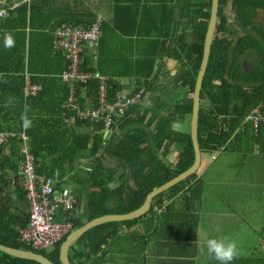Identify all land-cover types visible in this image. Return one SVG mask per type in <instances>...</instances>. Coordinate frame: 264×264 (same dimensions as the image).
Here are the masks:
<instances>
[{"label": "trees", "instance_id": "1", "mask_svg": "<svg viewBox=\"0 0 264 264\" xmlns=\"http://www.w3.org/2000/svg\"><path fill=\"white\" fill-rule=\"evenodd\" d=\"M123 1L115 0L118 9L124 8L121 4L137 3L139 0ZM79 2L80 0H29L28 4H21L11 12L8 19L0 20V132L17 134V137L10 138L7 147L1 149L0 182L17 171V162L22 159L18 135L24 132L28 150L34 158L35 174L62 180L67 173H71V179L77 181L74 182L75 185L83 188L85 199L82 209L79 210L74 202L73 209L64 211L62 218L58 217L71 222L70 230L93 217L106 213L123 214L136 209L153 188L178 176L192 165L193 152L188 128L177 130L174 125L189 124L191 94L203 55L211 7V0H184V14L182 10L178 12L179 0L168 1L173 10L171 22L179 23L184 17L190 29L188 34L191 40H187L182 31L177 39L178 46L170 54L174 60H179L177 55L181 53L184 60L182 71L176 80L158 83L159 75L154 71L155 62L163 56L166 49L171 50L163 47L164 42L158 38L157 50L143 53L144 61H140L139 65H146H142L143 70L140 68V72L143 73L135 81L137 89L144 87L147 90L148 103L141 111L137 106H132L112 127L113 136L109 138L112 142L108 143L103 142L104 129L98 123L74 120L67 126L62 121L61 104L68 89L61 83L59 75L65 62L58 53H53L51 59L49 57L52 51V33L62 23L88 26L99 15L102 17V30L114 27L120 33L132 36L139 33L137 30L142 20L137 13L127 20L133 21L132 27L129 26V30L122 29L118 22L124 20H118V13L112 21L93 2L87 0L86 8L79 5ZM227 2L228 0H219L218 3L208 66L199 93L196 134L201 159L215 153H231L238 144H244L246 149L255 144L258 151H261L264 144V125L254 133L245 122L251 108L259 103L264 108V33L258 34L251 21L256 8L264 9V0H232V22H229L226 13ZM178 17H181L180 21ZM26 22L34 32L28 31L25 42L23 29ZM44 29L48 32H43ZM237 29H241V34H237ZM257 29L261 30V27L258 26ZM36 34L47 37V45L37 47L32 44V38ZM6 35L14 38V47H5ZM94 49L96 48H87L86 51L82 49L79 58L81 70L97 73L98 70L92 67L93 58L96 57ZM247 51L253 53V62L251 68L245 70L242 61ZM25 75L30 83L39 85L33 96L23 95ZM84 87L85 96L90 100L88 105L92 107L98 98V80H90ZM121 88L120 84L111 83L109 99H114ZM25 112L32 121L31 127L27 129L23 127L21 119ZM172 154L176 157L169 163ZM102 155L116 160L118 166L114 170L104 166ZM77 160L85 161L81 167H77ZM126 170L131 174L134 187L122 196V190L119 187L110 188L109 183L119 178L124 179ZM195 174L155 195L154 202L146 213L166 193L170 196L168 198H173L182 191L180 195L183 196V202L195 204L203 190L201 181L194 180ZM191 180L194 181L190 183ZM185 185V190H182ZM0 188H5V191L10 189L11 178L5 186L0 184ZM15 192H20L18 202L25 200V192L20 185ZM114 200L119 202L115 203ZM110 203L114 205L110 206ZM187 205L184 203L186 209ZM10 208L9 204L4 203L0 209V243L32 250L59 264L58 247L66 234L48 250L33 249L19 240V229L25 226L28 213L27 218H24L23 215L9 213ZM143 216L130 220L106 221L89 228L70 245V263L105 264L101 245L105 244L106 238L117 232L122 225H130ZM243 263L244 259L241 257L231 262ZM0 264L37 263L0 252ZM207 264L219 262L211 256Z\"/></svg>", "mask_w": 264, "mask_h": 264}, {"label": "crops", "instance_id": "2", "mask_svg": "<svg viewBox=\"0 0 264 264\" xmlns=\"http://www.w3.org/2000/svg\"><path fill=\"white\" fill-rule=\"evenodd\" d=\"M8 1L11 0H0V3H5ZM70 1L73 0H66V2ZM88 1H91L96 4V6L100 7L102 10L101 13H103L104 16L108 17L112 21L114 20L113 17H115V14L118 13V20H124L123 22H118L122 29L124 28L129 30V26L132 27L133 21L131 20L130 22H127V20H130V18H132L133 15L137 13L139 16H141L140 19L142 20L137 30L139 33L136 35H124L120 33L118 29H114V27L111 26L110 27L112 29L107 28L106 31L102 30L101 39L99 40L96 49L93 51L94 54H96V57L93 58L92 67L93 69L98 70L97 74H100V72L102 73L100 75L98 74L99 76L110 79V81L107 83L108 95L110 93L111 83H118L120 86H122L121 90L116 94L132 93L137 89L135 81L139 80V74L142 72H140V68L143 70L142 65H146L145 63H141L139 65V62L144 61L143 53H151L155 49L157 50L159 45V42H157L158 38L162 39V42H164L163 47L171 49L170 51L166 49L163 53V56L155 62L156 66L154 71L155 74L157 73L159 75L158 83H165L167 81L171 82L177 79L178 75L182 71L183 67L181 68V66H183L184 60L181 58V53H178L177 55L180 58L179 60H174L170 54L173 53V49L178 46L177 39L179 38V35L182 34V31H184L183 36L186 37L187 40H191V37L188 34L190 29L188 24H186L184 17L179 23L171 22L173 10L170 6L171 2H168L169 0H139L137 3L130 2V4H121L120 6L124 7L122 9H118V4L115 3V0ZM28 2L29 0L25 4H28ZM231 4L232 0H228L226 6L228 19L230 13L233 15ZM79 5H84L86 8L87 0H80ZM178 5V12L180 13L182 10V12L185 14L183 9L184 0H179ZM127 7H129L128 10H124ZM137 8H139V11H137ZM11 12L9 13L8 17L1 18L0 20L3 21L8 19L11 15ZM178 18H180L178 19V21H180L181 17ZM33 22L36 23L35 21ZM24 28L25 29H23V32L26 42L28 31L32 33L34 32V29L27 26V22ZM166 28H168V30ZM165 29L167 30L166 32ZM43 32L47 33L48 30L44 29ZM46 40L47 37L44 35L39 36L36 34V37L33 36L32 38V44L37 45V47H39V45L42 46L43 44L47 45ZM87 48L89 47H82L84 51H86ZM52 56L53 53L51 51L49 54L50 59ZM138 65L140 67H137ZM27 84L38 87L39 89V85L30 83L27 76L25 75L22 89L24 97H29L24 93V89ZM83 93L85 96V87L83 89ZM148 96L149 94L147 92L143 100L138 105H135L139 111H141L147 105ZM132 116L134 115L132 114ZM117 121H119V119ZM66 125L69 126L71 124ZM188 126L189 124L187 125L186 123H181L178 124V127L174 125V128L177 130H186ZM113 129L114 128H112L110 131H102V133H104V135H102L103 142H112L109 141V138L113 136ZM247 149L244 144H238L236 150L231 153H215L213 155L204 157L201 160V165L198 167L194 180L201 181L203 190L206 189L208 185L216 188V186L219 184V186L222 187L227 193L232 186L233 190L231 191L233 195L238 197L239 194H241V189L250 187V183L252 182L251 171L253 169H257L258 173L259 170H264V167H261V163L263 161L260 160V158L264 159V144L261 148V151L260 149L258 151V147H256L255 144H252V147ZM97 157H99V155ZM175 157V154H172L169 158V163H172ZM222 158L225 159L224 164L219 166V161ZM101 159L104 166L113 170L119 164L116 160L106 155H102ZM256 160L257 167L261 168L253 167V163ZM84 161L77 160L75 166L81 167V165L84 164ZM19 162H17V166ZM16 172L9 175V178H11V188L6 191L5 188L4 190L0 188V209L1 206L6 203L11 206L9 213H16L20 216L23 215L24 218H27L28 206L26 199L22 200L21 202L17 201V197L20 192L16 193L15 190L19 185L22 187V180ZM71 177L72 174L67 173L62 180H57L54 178L51 179L53 180V184L56 189L67 188L71 191V194L74 197L75 205H77L80 210L82 209L81 205L85 199L84 191H82L83 188H81V186L75 185L74 182L76 180L73 181ZM9 178H5L2 182H0V184L5 186ZM123 178L124 179L122 180L119 178L113 183H109V187H119L122 190L121 195L125 196L126 192L134 187V181L132 180L129 170L125 171ZM194 180H191L190 183ZM185 188L186 185L182 188V190H185ZM203 190L201 196H199V200L196 201L195 204L193 202H183V196L180 195V192L182 191H179L176 195H174L173 198H168L170 196L168 193H166L156 203H154L153 209L150 212L144 213L143 217L130 225H122L119 227L117 232L106 238L105 244L101 245V249L104 250L105 254L103 257L105 264H207L212 255L208 252L206 241L210 238H222L225 235V227L222 225L223 220H221V223L220 217H225L224 220L233 223L234 227H238L244 218L235 211H215L214 209H209L208 218L204 220V216H202V205H204ZM248 192H251V190L249 189ZM228 196L230 197V194ZM247 200L252 201V196ZM113 202L117 203L119 200H114ZM152 202H154L153 199L151 204ZM184 203L188 204L186 206L187 209L185 208ZM112 205L114 204L110 203V206ZM73 207L74 206H72L71 209H73ZM71 209H60L56 215V218H62L61 216L64 214V211L68 212ZM246 210L250 211L248 209ZM64 221L70 222L69 220ZM254 228L255 226L251 227L250 229L258 236L259 244L257 247H255L253 252L250 250L248 254H244L241 252V250H239L238 257L244 259L243 264H264L263 218L261 220V227L258 230H254ZM231 237L235 238L236 236L234 234ZM250 238H256L255 234ZM75 239L70 243V245L73 244ZM70 245L67 248L68 260V249ZM100 255L101 253H99L98 256ZM58 261L59 264H61L59 260V247ZM50 262L55 264L52 261Z\"/></svg>", "mask_w": 264, "mask_h": 264}, {"label": "built area", "instance_id": "3", "mask_svg": "<svg viewBox=\"0 0 264 264\" xmlns=\"http://www.w3.org/2000/svg\"><path fill=\"white\" fill-rule=\"evenodd\" d=\"M27 1L11 0L0 3V19L8 17L11 11ZM101 34L102 17L99 15L94 17L88 26L62 23L53 30L51 48L52 53L60 54L65 62L59 75L61 83L68 89L61 104L62 121L65 124H71L74 120L94 122L105 131H110L118 119L143 100L147 90L138 87L132 93L116 94L114 99H109L107 83L110 79L80 69L82 47L96 48ZM93 79L98 80V98L96 104L89 107L90 100L83 95V89L86 83ZM37 90L38 87L27 84L24 93L33 96ZM245 122L254 133L258 127L264 125L262 103L248 111ZM13 137H17V134L0 132V152ZM18 139L22 159L17 166V173L21 177L28 206V219L25 226L19 230V240L33 249H48L69 232L70 222L59 220L56 215L60 209H71L74 197L67 188L56 189L51 178L35 174L34 158L28 150L24 132L18 135Z\"/></svg>", "mask_w": 264, "mask_h": 264}, {"label": "water", "instance_id": "4", "mask_svg": "<svg viewBox=\"0 0 264 264\" xmlns=\"http://www.w3.org/2000/svg\"><path fill=\"white\" fill-rule=\"evenodd\" d=\"M218 3L219 0H211L210 15L206 27L204 45H203V55L201 63L195 76L193 91L191 94V111L189 118L188 132L193 152V163L192 165L183 173L179 174L176 177L171 178L165 183L153 188L145 197L143 203L136 209L123 213V214H104L101 216L93 217L90 220L86 221L79 227L72 229L67 233L64 240L59 245V260L61 264H70L67 257V248L70 243L78 237L85 230L89 229L92 226H96L100 223L111 221V220H128L137 218L144 213H146L151 205V201L155 195L168 189L177 182L188 178L190 175L195 174L198 170L199 165H201V153H199L198 142H197V115H198V106H199V93H201L202 81L208 66L210 48L212 39L214 36L215 26L217 22V13H218ZM108 133V132H107ZM0 252L14 258L26 259L34 261L38 264H52L46 258L42 257L39 254L31 252V250L14 248L0 243Z\"/></svg>", "mask_w": 264, "mask_h": 264}, {"label": "rangeland", "instance_id": "5", "mask_svg": "<svg viewBox=\"0 0 264 264\" xmlns=\"http://www.w3.org/2000/svg\"><path fill=\"white\" fill-rule=\"evenodd\" d=\"M229 20L232 22L233 15L229 14ZM241 34V32L239 33ZM178 127V124H175ZM263 162L261 163V167H264V159L260 158ZM225 159H221L219 161V166L224 164ZM253 167H257V160L253 163ZM264 171V170H263ZM259 170L257 173V169H253L252 172V182L250 183V187L241 189V194L239 196L233 195L232 186L230 187L229 192H225L222 187L216 186V188L208 185L206 189L203 190L204 195V205H202V216H204V220L208 218V210L214 209L217 210H226L229 212L235 211L241 216H243L244 220L238 227H234L233 223H230L227 220H224L225 217L221 216L220 221L223 220V226L225 227L224 232L225 235L223 237H227L230 240H234L237 243V247L241 250L242 253L248 254V252H253L255 247L258 246V236L254 233L250 228L254 227V230H258L261 227V220L264 215V172ZM251 192H248V190ZM230 194V197L228 196ZM252 196V201L247 200ZM236 197V198H235ZM246 209L250 210L247 211ZM214 211V212H215ZM234 218V217H233ZM222 223V221H221ZM235 234V238L231 236ZM255 234L257 238H250ZM255 243V244H254ZM242 255V254H240Z\"/></svg>", "mask_w": 264, "mask_h": 264}, {"label": "clouds", "instance_id": "6", "mask_svg": "<svg viewBox=\"0 0 264 264\" xmlns=\"http://www.w3.org/2000/svg\"><path fill=\"white\" fill-rule=\"evenodd\" d=\"M5 47H14L15 41L11 35L5 36ZM23 127L27 129L31 127L32 121L28 118L27 113L22 114ZM208 252L219 264H231L239 255L237 243L227 237L210 238L206 241Z\"/></svg>", "mask_w": 264, "mask_h": 264}, {"label": "flooded vegetation", "instance_id": "7", "mask_svg": "<svg viewBox=\"0 0 264 264\" xmlns=\"http://www.w3.org/2000/svg\"><path fill=\"white\" fill-rule=\"evenodd\" d=\"M251 21L254 24V28H256V32L258 34L264 33V9L263 8H256L253 12V15L251 17ZM260 26L261 30H258L257 27ZM239 34L241 32V29H237ZM253 53L251 51L245 52V57L242 61L243 68L245 70H248L251 68L252 62H253Z\"/></svg>", "mask_w": 264, "mask_h": 264}]
</instances>
